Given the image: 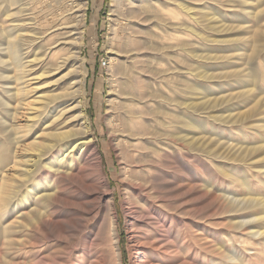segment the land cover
Instances as JSON below:
<instances>
[{
  "label": "bare ground",
  "instance_id": "bare-ground-1",
  "mask_svg": "<svg viewBox=\"0 0 264 264\" xmlns=\"http://www.w3.org/2000/svg\"><path fill=\"white\" fill-rule=\"evenodd\" d=\"M7 1L12 6L18 3ZM85 8L86 2L77 9L71 2L62 3L59 13L45 17V24L36 25V21H28L31 19L27 23L16 19L12 25L2 24V32L7 30L8 35L3 38L0 34V108L11 121L0 115V134L5 141L0 143V165L11 163V166L0 172V237L3 247L24 245L27 256L34 254L33 247L47 245L43 255H36L24 264L123 263L115 188L105 173L81 99L87 74L86 58L81 56ZM194 9L192 0L112 2L107 119L122 168L119 179L131 232L133 264H199L202 244L199 209L181 206L184 201L180 196L190 194L191 200L197 198L192 194L195 177H190V181L182 178L186 153L194 158L222 157L221 149L237 152L264 149V145L243 149L224 141L215 147V139L205 132V124L199 118L200 111L208 109L203 113L211 114L223 100L201 102L192 97L197 95L196 83L184 77L177 65L179 73L174 81L168 78L176 69L168 60L177 58L172 61L180 63L181 48L197 56L195 44L186 41L184 48L181 38L190 15L200 25L191 26L193 33H197L196 28L206 30L205 24L195 17ZM18 11L21 15L23 8ZM204 16H208V25L217 30L212 26L216 23L214 19L209 14ZM147 21L155 23V28L146 29ZM36 26L37 32L33 30ZM259 30L248 32L253 41L257 42ZM48 35L53 39L50 49L43 45L46 49L42 54L35 53L29 60L27 55L34 50V41L42 38L45 43ZM5 39L7 42H2ZM54 48L62 51L56 58L51 54ZM61 73L58 81L56 76ZM51 83L69 86L49 89ZM150 86L152 91L148 90ZM253 113L248 107L222 118L206 116L224 122L243 121ZM19 117L25 123L19 124ZM19 132L25 135L21 137L25 142L21 148L15 136ZM29 134L34 138L26 142ZM7 156L10 158L2 162ZM199 161L191 162L192 169ZM12 168H20L21 174L7 177ZM210 181L212 188L215 183ZM17 196L22 202L16 220L2 224L9 208L17 211L18 207H13ZM208 200L218 209L242 206L240 209L252 211L264 205V199L254 198H227L225 203L216 193L208 195ZM251 213L242 225L250 230L248 235L260 237L264 232L253 222ZM14 230L23 233L21 239H13Z\"/></svg>",
  "mask_w": 264,
  "mask_h": 264
},
{
  "label": "rangeland",
  "instance_id": "rangeland-1",
  "mask_svg": "<svg viewBox=\"0 0 264 264\" xmlns=\"http://www.w3.org/2000/svg\"><path fill=\"white\" fill-rule=\"evenodd\" d=\"M70 2L73 3L75 9L86 2V8L84 9L86 14L84 44L81 56L86 58L85 68L87 74L84 78L85 94L81 98L84 103V109H82L85 112V117L91 123L90 132L94 135L97 147L102 155L105 173L110 179L111 186L115 188L122 264H133L132 250L129 247L131 232L125 211V197L119 179L122 168H120L121 165L119 164L114 140L110 136L107 119L108 98L110 96L108 50L112 28L110 12L113 0H18V3L13 6L7 0H1L0 34L4 35L3 38H5L8 34L5 35L7 30L3 29L4 31L2 32V24L6 26L12 25V21L16 19H18V22H21L20 20L24 22L25 20L27 23V19H31L28 21H36V25L45 24V17L48 14L53 13L54 16L59 13L62 3ZM192 2L195 7L193 13L195 17L205 24L206 30L203 32L200 28H196L197 33H193L191 26L200 27V25L192 20V15L188 16L187 27L185 30H181L182 44L185 48L186 41L187 43L193 42L196 46L193 47L197 56L194 57L193 52L188 54L180 47V63H175L177 58L172 59L175 62L168 60L169 64L176 67L168 78L173 82L177 76L176 73H179L178 68H180L184 77L190 78L192 83H196L197 87L194 92L197 95L192 97L198 98L201 102L217 98L223 100L219 101L218 105L220 106L213 109L211 114L203 113L208 109L200 111L201 116L199 118L205 124V132L207 131V134L210 133L215 139L213 142L215 147L222 141L228 142L227 144L241 146L243 149L245 147L262 146L264 145V0H192ZM18 8H23L21 15L18 13ZM205 14H209L214 19L216 23L212 26H216L217 30L208 25L209 23L206 21L208 16H204ZM142 19L145 21L146 16L142 17ZM147 25L146 29L148 30L155 28V23L147 21ZM37 28L38 26L33 30L37 32ZM223 28L227 30L219 31ZM257 28L261 30H259L256 42L253 41L251 34H248V32L251 33L253 29ZM51 37V35H48L45 43H43L42 38L35 40V48L27 55L28 59L31 60L35 57V53L38 52L41 55L42 51L46 49V45L50 49L49 43L53 41ZM7 39L2 42L6 43ZM43 45L45 46L43 47ZM53 46L55 45L53 44L51 47ZM118 47V44H116V48ZM56 50V48L52 50V58L58 57L60 55L59 52H62ZM186 50H188V47H186ZM237 54L242 59H239ZM157 61H159V58ZM61 75L62 73L56 76L58 81ZM257 75L259 76L258 78L256 77ZM53 84L55 85L52 86ZM64 84L51 83L49 89L69 86V84ZM149 88L148 90L152 91L153 88L151 86ZM182 95L184 96V93ZM3 96L5 97V95ZM34 96H37V94ZM8 100L10 99L8 98ZM248 107H251L254 113L243 121L224 122L212 117L222 118L228 113H236ZM219 108H222V110H217ZM4 112L5 110L0 108L1 117L8 122L11 121L7 112ZM208 114L212 116H206ZM70 116L73 118L74 115L71 114ZM222 120H227V118ZM18 122L23 124L25 119L19 117ZM203 128L204 126H202L200 131ZM23 135L24 132H19L15 135L19 141L20 148L25 143L21 139ZM33 138V135L29 134L26 142H30ZM1 141H4L2 134H0V143H2ZM223 150L221 149L222 152L217 151L222 154V157L228 155L226 158L206 157V155L194 158V155L186 153L187 156L184 160L186 169L182 178L190 181V177H195V191L192 194L193 197L198 199L191 200L190 197L192 196L190 194L180 196L184 201L181 206L199 209L201 217L199 223L202 234V244L199 248V264H264V234L260 237H251L248 235L250 230L245 229L242 225L246 215L252 212L250 217H253V222L264 232V205H258L252 211L244 208L240 209L242 206L218 209L213 203H209L210 200H208V195L213 193L221 196L223 200L227 198H230V200L251 198L263 200L264 149L249 152ZM8 158L10 156H7L2 162H6ZM198 159L200 160L199 164H197L195 169H192L193 165L191 162L196 164ZM6 166L3 167V164H1L0 172L9 169L11 163ZM14 173L16 174L15 176L21 174L20 168L9 170L7 177L13 176ZM210 180L215 183L212 188L209 185ZM15 199L13 207H18L17 211H11L9 208L1 221L2 224H11L16 220L15 215L21 208L20 204L22 201L19 202V196ZM225 203L227 202L225 201ZM173 213L174 211L171 210V214ZM12 232L13 239L22 238V232L15 230ZM1 240L0 237V264H24L26 260H30L39 254L41 256L47 250V245L35 246L33 247L34 254L31 253L30 256H27L24 245L6 248L3 247V241ZM36 250H38V253H35ZM3 253L5 254L4 256Z\"/></svg>",
  "mask_w": 264,
  "mask_h": 264
}]
</instances>
